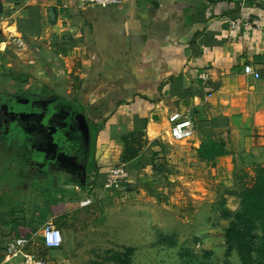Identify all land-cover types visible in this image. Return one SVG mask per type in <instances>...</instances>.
<instances>
[{
  "label": "crops",
  "instance_id": "obj_1",
  "mask_svg": "<svg viewBox=\"0 0 264 264\" xmlns=\"http://www.w3.org/2000/svg\"><path fill=\"white\" fill-rule=\"evenodd\" d=\"M77 2L0 0V264H22L5 252L14 238L28 239L29 250L46 264H69L71 248L91 245L79 240L96 207L104 217V246L112 247L118 240V186L105 185L113 168L121 167L135 183L157 174L151 156L158 153L162 162L179 164L189 186L198 183V167L204 166L214 183L229 190L235 174L264 164V0H123L83 9ZM235 19L260 27L231 31ZM59 64L66 66L68 96H45L46 89L63 90L43 71H59ZM245 65L260 78L244 74ZM49 102L86 119L87 151L83 146L82 153L77 135L63 140V149H77L84 159L83 173L39 144L46 136L42 128L54 126L44 119L38 125L42 113L31 109ZM188 111L195 128L186 145L192 149L180 153L167 118ZM133 131L146 144L123 164L120 140ZM201 142L221 145L222 154L201 161ZM47 223L61 232L59 248L41 244Z\"/></svg>",
  "mask_w": 264,
  "mask_h": 264
},
{
  "label": "rangeland",
  "instance_id": "obj_2",
  "mask_svg": "<svg viewBox=\"0 0 264 264\" xmlns=\"http://www.w3.org/2000/svg\"><path fill=\"white\" fill-rule=\"evenodd\" d=\"M61 65L59 71H52L50 66L43 71L47 77L58 81L56 85L59 88L61 85L65 92L46 89L45 96H68L65 87L69 80L63 78L66 66ZM186 143L173 144L177 152L184 153L185 148L192 149ZM178 166L176 161L165 159L160 173L146 175L135 183L127 178L119 182L118 191L115 189L118 192V240L110 243L112 247L105 248L104 217L102 209L96 207L89 214L88 224L84 223L82 228L88 230L86 227L90 225V230L79 240L91 245L71 248L65 256L69 264H118L111 259L124 254L125 248L133 250L129 264H237L235 254L224 256L223 229L227 220L221 213V208L235 211L237 198L214 183L206 167H198V183L192 187L182 182ZM222 201L223 207L220 206Z\"/></svg>",
  "mask_w": 264,
  "mask_h": 264
},
{
  "label": "trees",
  "instance_id": "obj_3",
  "mask_svg": "<svg viewBox=\"0 0 264 264\" xmlns=\"http://www.w3.org/2000/svg\"><path fill=\"white\" fill-rule=\"evenodd\" d=\"M93 138L90 135V143ZM120 141L123 164L138 157L146 144L143 134L138 131L122 136ZM196 152L201 161L212 162L223 151L217 143L201 142ZM151 167L156 173L162 171L163 162L158 153L152 154ZM252 169V174H235L233 187L228 190L238 200L236 210L221 208L222 216L227 220L223 229L224 256L235 254L237 264H264V164L254 165ZM220 204L223 207V201ZM132 251V248H125L124 254H118V258L111 260L129 264Z\"/></svg>",
  "mask_w": 264,
  "mask_h": 264
},
{
  "label": "built area",
  "instance_id": "obj_4",
  "mask_svg": "<svg viewBox=\"0 0 264 264\" xmlns=\"http://www.w3.org/2000/svg\"><path fill=\"white\" fill-rule=\"evenodd\" d=\"M123 0H78L77 8L83 9L93 6H117L121 4ZM238 26H243L246 30L251 31L255 28H259L260 25L253 26L248 22L241 24L238 20H232L229 22V28L234 31ZM15 45L19 48H24L25 44L21 40H16ZM243 72L246 75L253 78H260V74L253 70L250 65L243 67ZM200 79L205 82L207 80L206 74H201ZM169 124V137L172 142L180 143L186 142L192 139L194 135V121L191 112L185 113H171L167 118ZM127 178V173L121 168H113L109 171L105 187H117L118 183ZM89 204L86 200L83 205ZM41 244L45 249H56L61 246L62 236L58 228L52 223H47L41 230ZM32 247V243L26 238H14L10 240L5 247V252L9 257H21L22 264H46L36 251L29 250Z\"/></svg>",
  "mask_w": 264,
  "mask_h": 264
},
{
  "label": "water",
  "instance_id": "obj_5",
  "mask_svg": "<svg viewBox=\"0 0 264 264\" xmlns=\"http://www.w3.org/2000/svg\"><path fill=\"white\" fill-rule=\"evenodd\" d=\"M54 17L53 13H50V18ZM46 102H43L44 104ZM37 115H39L37 113ZM44 119L41 116L36 118L38 120V125L42 127L40 124V121ZM65 126L61 127L60 131H58V127H49V131H47V127H43V132L46 130V136L41 140V147L45 149L53 148L57 152V160L61 161L62 164L71 165L78 170H80L82 173L84 172V159L81 158V156L78 154L77 149L70 148L69 150H65L64 148V139L68 138V132L74 133L77 135L79 140L83 141V144L85 146V151L88 149L89 145V128L86 122V119L82 113L70 111L66 115V121ZM57 133V134H56ZM56 135V137H54ZM72 137V136H71ZM72 140V139H71ZM73 143H71L72 145ZM75 146V144H73Z\"/></svg>",
  "mask_w": 264,
  "mask_h": 264
},
{
  "label": "flooded vegetation",
  "instance_id": "obj_6",
  "mask_svg": "<svg viewBox=\"0 0 264 264\" xmlns=\"http://www.w3.org/2000/svg\"><path fill=\"white\" fill-rule=\"evenodd\" d=\"M32 112L31 113H42V117L44 118V122H47L50 125L56 127L57 125V129L58 131H60L61 127L65 126V121H66V115L70 112V110L68 108H66L65 105H61L58 103H50L49 104H45V105H39L37 107H34L31 109ZM28 120L29 117L27 116ZM41 134V133H40ZM69 135V139H72L74 136H76L74 133L68 132ZM72 136V137H71ZM77 142H80V149H82V153H84L83 148L85 147L84 144L82 145V140H77ZM32 143V142H31ZM28 145L30 147V151H32L31 145L33 147V144ZM84 146V147H83ZM85 149V148H84Z\"/></svg>",
  "mask_w": 264,
  "mask_h": 264
}]
</instances>
